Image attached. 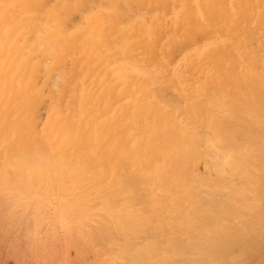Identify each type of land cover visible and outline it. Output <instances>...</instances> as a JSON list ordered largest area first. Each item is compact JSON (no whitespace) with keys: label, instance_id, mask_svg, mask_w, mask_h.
Returning <instances> with one entry per match:
<instances>
[{"label":"bare ground","instance_id":"1","mask_svg":"<svg viewBox=\"0 0 264 264\" xmlns=\"http://www.w3.org/2000/svg\"><path fill=\"white\" fill-rule=\"evenodd\" d=\"M0 261L264 264V0H0Z\"/></svg>","mask_w":264,"mask_h":264},{"label":"rangeland","instance_id":"2","mask_svg":"<svg viewBox=\"0 0 264 264\" xmlns=\"http://www.w3.org/2000/svg\"><path fill=\"white\" fill-rule=\"evenodd\" d=\"M0 264H8L6 261H0Z\"/></svg>","mask_w":264,"mask_h":264}]
</instances>
